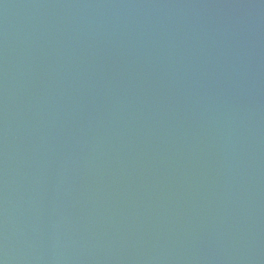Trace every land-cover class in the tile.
<instances>
[{"label":"water","instance_id":"95a60500","mask_svg":"<svg viewBox=\"0 0 264 264\" xmlns=\"http://www.w3.org/2000/svg\"><path fill=\"white\" fill-rule=\"evenodd\" d=\"M0 264H264V0H0Z\"/></svg>","mask_w":264,"mask_h":264}]
</instances>
